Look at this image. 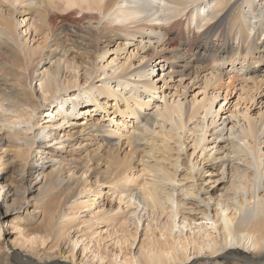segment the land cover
<instances>
[{
	"label": "bare ground",
	"instance_id": "1",
	"mask_svg": "<svg viewBox=\"0 0 264 264\" xmlns=\"http://www.w3.org/2000/svg\"><path fill=\"white\" fill-rule=\"evenodd\" d=\"M2 1L0 264H264V0Z\"/></svg>",
	"mask_w": 264,
	"mask_h": 264
},
{
	"label": "rangeland",
	"instance_id": "2",
	"mask_svg": "<svg viewBox=\"0 0 264 264\" xmlns=\"http://www.w3.org/2000/svg\"><path fill=\"white\" fill-rule=\"evenodd\" d=\"M2 1V0H1ZM23 1V0H19V2H17L15 4V7L16 8H21L20 7V2ZM3 2V1H2ZM49 2V1H48ZM54 3L56 4H59L61 6H63V2L62 1H58V0H55L53 1ZM52 3V1H51ZM7 4V3H6ZM7 6H9L10 8L14 9L11 5L7 4ZM54 8V12L57 16H61L63 14H67V13H71V12H74V11H80V8L78 6H74V7H71L66 13H64V11L62 10H59L57 7L53 6ZM6 10V8H5ZM30 12V11H29ZM81 12V11H80ZM32 13V12H31ZM33 16V14L31 15H25L24 17H18L19 18V21H23L25 19H30L31 17ZM27 23V21H26ZM115 48V45L112 47V49ZM115 57V54L113 53H110L108 54L107 56V61H110L112 58ZM160 67V66H159ZM159 67L156 68V72L154 73L153 75V79L155 81L158 80V78H156V76L160 73L161 75V71L159 70ZM168 67H171L170 64L167 65V68ZM226 69L228 72L230 71V66H227ZM260 68V71L264 69V64H262ZM166 69V68H165ZM169 70H167L166 72H168ZM207 73H203L202 76L206 75ZM230 76H233V74H230ZM180 80V77L179 75H176L174 76V78L172 80H168L166 83H168V85H165L164 87V91L166 93V95L168 94L169 97H172L173 94H175V91H176V87H177V82ZM190 80L189 79H185V82H189ZM227 81V80H226ZM228 82V81H227ZM157 83H159V86H163V83L161 81H158ZM200 83V82H199ZM193 84V83H192ZM191 84V85H192ZM199 93V94H198ZM203 91L200 90L199 87H197L196 85L193 87L192 91L190 92L189 94V97H193L195 94L197 95L198 94V97H201ZM241 94V89L239 88V92H235L232 94V96L229 98L228 102L226 104H228L230 106V102L233 103L234 105L237 104V100H238V97L239 95ZM120 97V96H119ZM190 98V99H191ZM121 101H122V98H120ZM201 99V98H200ZM223 104V102H222ZM226 104H225V107H226ZM121 105H125V104H121ZM93 106V105H92ZM229 106L227 108H229ZM220 106L217 108V110H219ZM85 108H82V110H84ZM226 109V108H225ZM112 112V111H111ZM95 113V118L96 120L98 121V119L101 117V116H104L105 119H103L104 122H106L107 119H109V115L102 111L101 109H97V111H94ZM121 118L123 119H128L129 121L133 120L134 117L133 116H129L127 118H124L121 116V114L119 113L116 117V120H120ZM60 119V117H59ZM75 119L78 120V117H76ZM127 120V121H128ZM113 126L116 127L115 124H113ZM72 133V131H71ZM70 132L66 131V130H61V135L62 136H69L71 134ZM2 152V151H1ZM2 156V153H0V157ZM35 160H37V158H35ZM2 175H7L5 172L1 173L0 176ZM8 176V175H7ZM37 196V193L36 191L35 192H32L30 193V196H29V202L34 204L35 202L32 201V198ZM30 203H29V206L28 208L29 209V213L28 215L26 216V214H16V213H12V214H9V216L7 217H4L2 220H0V227L3 228L2 229V232H1V236H0V247L1 249L3 250L5 248V251L9 250L8 252H10L11 250L14 249V245L16 244V242L18 241V239H20L19 237V233L20 231L26 235V236H29V237H34L35 235L39 234V233H42V231H44V225H42V220L39 219V220H34V217H32V215H34L32 212L34 210L33 207H30ZM31 213V215H29ZM6 224V226L8 225L7 227V230H6V227L5 226H2ZM142 230V227L140 228V231ZM142 235V233L138 236V242H139V239L140 241L142 240V238L140 237ZM112 249V248H110ZM199 261H196L195 264H198Z\"/></svg>",
	"mask_w": 264,
	"mask_h": 264
}]
</instances>
